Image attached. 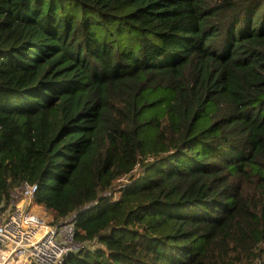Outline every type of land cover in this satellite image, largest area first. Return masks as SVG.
<instances>
[{
  "label": "trees",
  "instance_id": "16d2710c",
  "mask_svg": "<svg viewBox=\"0 0 264 264\" xmlns=\"http://www.w3.org/2000/svg\"><path fill=\"white\" fill-rule=\"evenodd\" d=\"M25 182L64 264H264V0H0V205Z\"/></svg>",
  "mask_w": 264,
  "mask_h": 264
},
{
  "label": "built area",
  "instance_id": "2783aa9c",
  "mask_svg": "<svg viewBox=\"0 0 264 264\" xmlns=\"http://www.w3.org/2000/svg\"><path fill=\"white\" fill-rule=\"evenodd\" d=\"M37 188L25 182L0 205V264H64L82 246L76 215L51 222L34 209Z\"/></svg>",
  "mask_w": 264,
  "mask_h": 264
},
{
  "label": "rangeland",
  "instance_id": "374dc122",
  "mask_svg": "<svg viewBox=\"0 0 264 264\" xmlns=\"http://www.w3.org/2000/svg\"><path fill=\"white\" fill-rule=\"evenodd\" d=\"M117 196H118V194H115V197H117ZM34 209H35L38 213L44 215L45 218H47V219H49V220H52V217H51V216L49 215V213H47L43 208H41V207H39V206H37V205L35 204Z\"/></svg>",
  "mask_w": 264,
  "mask_h": 264
}]
</instances>
